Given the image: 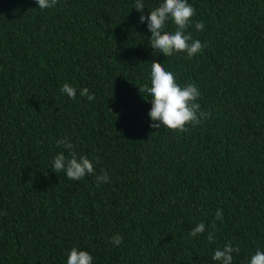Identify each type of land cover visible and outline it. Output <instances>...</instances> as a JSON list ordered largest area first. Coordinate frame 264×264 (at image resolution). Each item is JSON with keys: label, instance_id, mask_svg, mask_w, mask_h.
<instances>
[{"label": "trees", "instance_id": "1", "mask_svg": "<svg viewBox=\"0 0 264 264\" xmlns=\"http://www.w3.org/2000/svg\"><path fill=\"white\" fill-rule=\"evenodd\" d=\"M187 2L204 30L186 31L206 45L191 58L150 46L139 17L162 0H142V12L136 0H0V264H66L73 247L92 264H218L229 241L233 264L264 251V0ZM153 60L198 87L209 119L185 132L150 127L138 88L151 86ZM59 139L93 175L51 169L69 155ZM200 222L205 232L190 236Z\"/></svg>", "mask_w": 264, "mask_h": 264}, {"label": "clouds", "instance_id": "2", "mask_svg": "<svg viewBox=\"0 0 264 264\" xmlns=\"http://www.w3.org/2000/svg\"><path fill=\"white\" fill-rule=\"evenodd\" d=\"M59 0H36L39 9H51L57 5ZM142 12L144 4L142 0H136L134 7ZM196 11L187 0H162V3L154 10L149 11L147 18L144 15L139 17L140 22L147 20V27L151 33L149 38L150 46L155 52L163 53L166 57H171L177 53H186L189 58L201 52L203 45L200 40H194L191 33L186 30L190 25L198 31L204 30V22H193ZM171 20L175 25L174 32L164 31L166 23ZM150 85L139 87L140 93H147L151 98V108L148 115L152 121L150 127L160 129L162 126L170 131L185 132L188 125L197 126L204 120L210 118L209 112L201 111V106L197 102L201 96L198 87L189 83L181 86L177 83L175 75L171 71L165 70L161 63L155 60L151 63ZM61 92L68 98L75 99L77 90L64 83ZM80 96L86 97L89 101L95 100V95L90 93L85 87L80 89ZM58 146H63L68 150V157L63 152L57 154L51 169L56 172H64L70 180L78 181L86 175H93L95 172L94 164L86 156H77L74 145L67 139L56 141ZM109 177L107 172L96 176L97 185L107 182ZM217 220H222V210L217 209L215 213ZM205 232V224H196L189 232V235L196 237ZM215 234H208V241H214ZM123 237L114 235L111 243L120 245ZM239 247H233L231 242L226 243L222 249H216L212 256L218 264H233V253H239ZM92 255L85 250H78L73 247L68 255L66 264H92ZM249 264H264V251L259 249L251 256Z\"/></svg>", "mask_w": 264, "mask_h": 264}]
</instances>
